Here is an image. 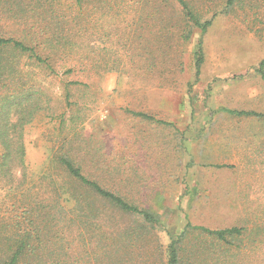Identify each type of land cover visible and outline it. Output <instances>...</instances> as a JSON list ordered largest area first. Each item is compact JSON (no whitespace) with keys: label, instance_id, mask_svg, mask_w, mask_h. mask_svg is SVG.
<instances>
[{"label":"rangeland","instance_id":"rangeland-1","mask_svg":"<svg viewBox=\"0 0 264 264\" xmlns=\"http://www.w3.org/2000/svg\"><path fill=\"white\" fill-rule=\"evenodd\" d=\"M26 3L0 0V37L22 40L28 27ZM220 4L214 0L209 12L205 2L198 5L209 18ZM152 25L147 19L142 31L146 39ZM199 35L193 28V36L181 46V71L176 69L169 80L127 67L86 80L88 87L68 85L71 76L57 77L27 54L0 46L4 62L11 68L18 64L47 103L23 130L28 181L20 187L29 188L34 199L43 193L57 198L59 188L71 180L56 158L69 154L87 177L159 215L162 225L153 231L163 259L169 242L163 228L178 232L187 221L221 228L236 224L248 210L261 211L264 120L221 109L264 112V77L254 70L264 58V0H241L228 15L216 16L203 36L204 61L197 71L193 52ZM111 48L102 52L111 55L116 50ZM129 53L134 51L129 48ZM140 111L164 123L131 113ZM6 201L2 190L0 206ZM102 218L95 226L85 224L82 232L102 234ZM9 236L0 220V264L13 244ZM70 238L77 258L81 247L76 230Z\"/></svg>","mask_w":264,"mask_h":264},{"label":"trees","instance_id":"trees-1","mask_svg":"<svg viewBox=\"0 0 264 264\" xmlns=\"http://www.w3.org/2000/svg\"><path fill=\"white\" fill-rule=\"evenodd\" d=\"M220 1V9L206 18L198 4L205 2L209 12L214 0H26L28 27L22 40L0 37V46L27 54L57 77L71 76L66 82L71 86L88 87L89 79L127 67L169 80L176 69L181 71V46L193 36V28L200 33L193 52L199 71L204 34L219 13L228 15L241 0ZM147 19L153 20L150 39L142 32ZM111 47L116 49L111 55L102 52ZM254 70L264 77V58ZM46 104L33 79L0 57V191L7 199L0 206V220L13 242L2 264H264V203L261 211L248 210L236 224L221 228L189 221L178 232L163 228L169 239L163 259L153 231L162 225L159 215L87 177L69 154L56 158L71 180L59 188L57 198L45 193L30 197L29 188L20 187L28 181L23 130ZM221 110L264 120V112ZM131 113L164 123L145 112ZM101 218L102 234L82 232ZM74 230L81 247L77 258L70 238Z\"/></svg>","mask_w":264,"mask_h":264}]
</instances>
